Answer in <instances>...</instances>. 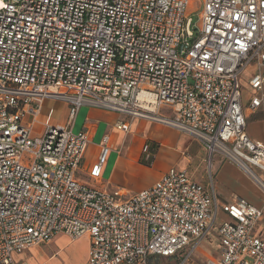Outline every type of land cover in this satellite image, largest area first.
Masks as SVG:
<instances>
[{
	"label": "built area",
	"instance_id": "1",
	"mask_svg": "<svg viewBox=\"0 0 264 264\" xmlns=\"http://www.w3.org/2000/svg\"><path fill=\"white\" fill-rule=\"evenodd\" d=\"M187 2L0 0V264H29L15 256L60 234L89 237L84 264H264V203L221 201L210 170L217 154L264 194V142L245 116L264 107V0H199L195 21ZM82 106L189 135L207 152L208 183L176 168L131 194L79 180ZM108 141L88 179H101ZM203 242L216 256L196 255Z\"/></svg>",
	"mask_w": 264,
	"mask_h": 264
},
{
	"label": "crops",
	"instance_id": "2",
	"mask_svg": "<svg viewBox=\"0 0 264 264\" xmlns=\"http://www.w3.org/2000/svg\"><path fill=\"white\" fill-rule=\"evenodd\" d=\"M121 115L123 114L99 107L82 106L75 116L73 131L87 130L89 142L86 149L94 152L89 162L81 161L87 171L82 172L81 168L80 171L85 176L97 159L102 135L104 133L109 135L110 151L102 169L101 179L98 182L95 181V185L107 190L119 188L127 194H131L149 187L170 168H176L184 170L194 181L206 186L208 181L205 182L204 174L208 168V155L197 140L166 123L138 118L120 121ZM245 116L248 135L254 140L264 142V107L255 112L246 111ZM145 145L148 146L147 153L143 151ZM211 162V168H214L217 177L231 184L232 189L224 188L218 183L219 181L215 182V185L218 186L216 189L218 192H216L221 201H230L239 196L256 206L263 205V192L257 191L252 186L251 180L239 168L217 154L212 156ZM220 162L223 163L220 164ZM77 178L81 180L79 177ZM259 223L260 228L264 226V218ZM89 241L87 235L72 240L66 235L60 234L56 235L49 243L31 247L15 257L24 259L29 264H46L56 259L59 251L62 253L65 248L74 245L75 248H80L82 251L81 261L76 264H84L87 259ZM56 242L60 243L61 247H57ZM44 244L56 245L52 250L56 251L52 257L41 250V245ZM207 245H209L207 256H216V243L212 242ZM63 255L67 259L66 254ZM163 259L172 261L169 258L152 256L148 258L146 264H166ZM52 264L61 263L56 261Z\"/></svg>",
	"mask_w": 264,
	"mask_h": 264
},
{
	"label": "rangeland",
	"instance_id": "3",
	"mask_svg": "<svg viewBox=\"0 0 264 264\" xmlns=\"http://www.w3.org/2000/svg\"><path fill=\"white\" fill-rule=\"evenodd\" d=\"M200 5H199V0H188L186 8H185V12L187 13H191L192 11H195L191 17L192 20L195 21L196 20V16L198 14V12L200 11ZM247 71L245 73H243V77L241 79V86L242 89L245 91V97L248 95V93H251V89L250 87L247 85L246 83V76H247ZM46 105H53V107L55 108V113L54 116L56 117V119H58L59 121H63L66 120L67 118V107H65L64 103L61 101H56V102H47ZM46 111L44 110L43 113L39 116V121L33 126V132L35 134H40L42 131V124H41V120L45 119L46 116ZM129 117L125 116V115H121L120 121H124V120H128ZM57 121V120H56ZM99 153V152H98ZM97 153V155H98ZM94 155V152L91 150H85L84 153V158L82 160V162H89L92 159V156ZM223 162H220V164ZM80 168L82 169V172H86V168L83 166L82 163H80L79 165V171L77 172V177H79L83 182H86L89 185L94 186L96 184V182L92 179H88L87 176H85L81 171ZM223 168V167H222ZM213 169V170H212ZM213 175V181H214V185L215 182L219 181L218 183H220L222 186H224V188H231V184L229 182H226V180H220L219 177H217L216 175V171H214V168L210 169ZM246 176L249 178V180H251L252 182V186H254L256 188L257 191H261V187L259 186L258 183H256L251 177H249L247 174ZM204 180L205 182L209 181V176H208V168L207 171L204 174ZM204 182V183H205ZM218 184V185H220ZM215 189H218V186L215 185ZM232 189V188H231ZM256 190H254L256 192ZM217 191V190H216ZM226 191V190H225ZM259 191V192H260ZM218 192V191H217ZM258 193V192H257ZM264 200V196L262 197ZM57 245V247H61V244L56 242L55 243ZM56 245H41V250L44 251L47 255H49L50 257H52L53 253L56 251H52L53 249H55ZM52 251V252H51ZM32 252V251H31ZM66 254L67 259L64 258V255ZM209 254V245L203 243L196 251V255L200 256V257H207V255ZM81 257H82V251L80 248H75L74 245H70L69 247L65 248L62 253L59 251L57 258L53 259L49 262H47L46 264H52L56 261H60L61 264H76L78 262L81 261ZM163 261L166 264H175L172 261H165V259H163Z\"/></svg>",
	"mask_w": 264,
	"mask_h": 264
},
{
	"label": "bare ground",
	"instance_id": "4",
	"mask_svg": "<svg viewBox=\"0 0 264 264\" xmlns=\"http://www.w3.org/2000/svg\"><path fill=\"white\" fill-rule=\"evenodd\" d=\"M140 98H145L147 100H152L151 96L149 94H147V93H144V92H142L140 94Z\"/></svg>",
	"mask_w": 264,
	"mask_h": 264
}]
</instances>
